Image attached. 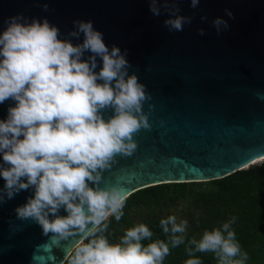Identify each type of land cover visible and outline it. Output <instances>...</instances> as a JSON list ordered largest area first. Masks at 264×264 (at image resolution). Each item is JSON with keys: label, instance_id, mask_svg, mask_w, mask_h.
Segmentation results:
<instances>
[{"label": "clouds", "instance_id": "obj_1", "mask_svg": "<svg viewBox=\"0 0 264 264\" xmlns=\"http://www.w3.org/2000/svg\"><path fill=\"white\" fill-rule=\"evenodd\" d=\"M199 2L191 0V7ZM149 3L153 15L162 9L167 13L164 26L170 32L192 23V17L180 14L178 0ZM212 23L217 34L229 27L220 17ZM6 24L0 33V104L9 99L15 104L0 119V177L5 181L0 204L32 189L34 195L15 209L16 216L37 223L46 236L52 233L51 240L82 233L68 253L69 264H164L180 245H186L189 257L184 264H202L197 254L203 253H212L217 264H246L248 253L232 228L235 217L187 243L188 221L174 214L159 221L167 240L154 239L149 226L138 223L111 242L105 235L109 218L121 220L129 194L121 183L101 186L103 173L118 155L135 153L136 133L152 128L154 104L144 111L152 95L135 72L129 74L127 50L109 48L90 20L74 21L64 38L46 18L28 21L17 15ZM81 34L82 43H73ZM108 109L113 114L105 118ZM62 208L66 216L59 215Z\"/></svg>", "mask_w": 264, "mask_h": 264}, {"label": "water", "instance_id": "obj_2", "mask_svg": "<svg viewBox=\"0 0 264 264\" xmlns=\"http://www.w3.org/2000/svg\"><path fill=\"white\" fill-rule=\"evenodd\" d=\"M178 6L192 17L182 32H170L167 13L153 15L149 0H0V33L17 15L46 18L61 38L74 21H92L109 48L127 50L129 74L151 93L144 111L154 104L152 128L134 135L132 156L118 155L104 171L103 187L121 183L131 195L158 184L224 178L264 161V99L256 96H264V0H200L195 9L191 0H178ZM217 17L229 25L220 34L212 23ZM82 41L83 34L73 39ZM14 104H0V119ZM112 114L104 111L105 118ZM4 183L0 177V188ZM31 195L21 190L0 204V264H64L83 234L55 241L37 223L18 219L15 209Z\"/></svg>", "mask_w": 264, "mask_h": 264}, {"label": "trees", "instance_id": "obj_3", "mask_svg": "<svg viewBox=\"0 0 264 264\" xmlns=\"http://www.w3.org/2000/svg\"><path fill=\"white\" fill-rule=\"evenodd\" d=\"M189 195L193 197L194 212L185 233L186 243L192 238L200 239L205 229L219 227L235 217L232 228L242 251L248 253L246 264H264V161L207 182L165 183L138 190L128 196L119 222L114 217L109 218L105 235L116 243L127 228L145 223L154 232V239L167 240L159 227L160 219L167 216L159 210ZM141 210L151 211L150 217L138 219ZM185 247L171 249L164 264H184L189 258ZM197 255L202 264H217L212 253ZM69 260L70 256L64 264H69Z\"/></svg>", "mask_w": 264, "mask_h": 264}, {"label": "rangeland", "instance_id": "obj_4", "mask_svg": "<svg viewBox=\"0 0 264 264\" xmlns=\"http://www.w3.org/2000/svg\"><path fill=\"white\" fill-rule=\"evenodd\" d=\"M193 197L189 195L188 198H182L180 200H173L170 204L163 205L159 210L165 216L168 215H176L178 221L187 220L188 226L190 225V219L194 212V203L192 202ZM158 211V212H159ZM151 215V211L149 210H141L138 215V219L144 220L149 218ZM188 228V227H187ZM188 229L186 230V232Z\"/></svg>", "mask_w": 264, "mask_h": 264}]
</instances>
